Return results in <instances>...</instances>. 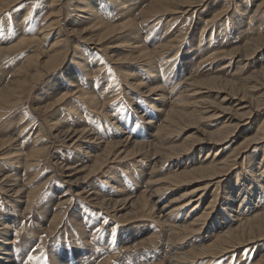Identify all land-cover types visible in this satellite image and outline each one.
Masks as SVG:
<instances>
[{"label": "rangeland", "instance_id": "1", "mask_svg": "<svg viewBox=\"0 0 264 264\" xmlns=\"http://www.w3.org/2000/svg\"><path fill=\"white\" fill-rule=\"evenodd\" d=\"M24 1L0 17V264L264 261V0Z\"/></svg>", "mask_w": 264, "mask_h": 264}, {"label": "bare ground", "instance_id": "2", "mask_svg": "<svg viewBox=\"0 0 264 264\" xmlns=\"http://www.w3.org/2000/svg\"><path fill=\"white\" fill-rule=\"evenodd\" d=\"M24 0H0V2H3L2 3V5L0 6V17H1V14L3 13V10L7 7L8 8V6L9 5H13L14 3H17V4H21L22 2H23ZM25 2V1H24ZM28 14H30L29 12H28ZM50 26H48L47 27V29H46V31L47 30H50ZM126 27H116V28H112V29H110L107 33H105L104 35H102L101 36V39L100 40H98L99 42H101L103 39H110V38H113L111 35L112 34H115V35H117L116 33H118V32H122V31H124V29H125ZM126 29H128V28H126ZM120 34V33H119ZM47 36H49V34L48 33H43V35H42V37L40 38L42 41L43 40H45V38H47ZM111 36V37H110ZM26 40H23L22 42H20V43H24ZM264 41V40H263ZM261 42V41H260ZM259 42V43H260ZM58 45V44H57ZM259 46V45H258ZM259 48H257L256 50H258ZM158 53H155V52H152V51H140V50H138V51H136L135 53H133V55L131 56L132 58L131 59H125V60H129V61H134V62H137V63H141V62H143V64L144 63H147V65H152L154 62H155V59L157 58L156 57V55H157ZM146 65V64H145ZM29 71H30V69L29 68H27V66H26V68L23 70H20L18 73L19 74H21V75H23L24 77H25V79H27V77H28V74H29ZM123 75L125 76V77H127V78H132V76H134V73L133 72H130V71H127V70H125L124 71V73H123ZM228 84H226V86H227ZM232 85V84H231ZM17 86V85H16ZM229 86V85H228ZM144 86L143 85H141V84H139V85H137V88H143ZM247 87V86H246ZM162 87L159 85L158 87H156V88H153V89H151L150 90V92H158L160 89H161ZM253 91V90H252ZM242 92V91H241ZM83 96H85L86 94L85 93H83L82 94ZM6 97L4 96V95H1V97H0V101H1V104H2V102L3 101H6V99H5ZM228 99L227 98H224L223 99V102H226ZM58 103V102H57ZM59 103H61V102H59ZM95 104L96 105H98L99 104V102H96V100H95ZM199 104H201V105H205V102H199L198 103V105ZM200 107H202V106H200ZM200 107H197V108H199L200 110H204V109H202V108H200ZM224 109L225 110H227V109H229V108H227V107H224ZM194 114H199V115H201V111H199V110H193L192 111ZM236 112H239L238 110H236ZM203 113V112H202ZM240 116L242 115L241 113L239 114ZM232 119V118H231ZM234 119L236 120V118L234 117ZM177 122H178V118L177 119H175L174 121H173V123L174 124H172V126L173 125H175V124H177ZM264 124V123H263ZM238 126H239V124L237 123L236 125H234V126H232L231 124H229V126H227V128H231L232 130H235V129H237L238 128ZM237 127V128H236ZM258 135H262V133H264V125H262L261 127H259V130H258ZM221 133H223V130H221ZM220 133V134H221ZM263 136V135H262ZM228 138V136H223L222 137V139H219V140H216L214 143L215 144H218V143H222V141H224V140H226ZM6 143L7 142H3L2 144H0V149L4 146V145H6ZM190 150V149H189ZM181 153H183V152H181ZM178 154H180V152H178L176 155H178ZM228 160H226V161H223L222 162V164H211V166L212 167H208V168H206V167H201V171L199 172L200 174H203V177H205L206 176V173H211L212 175H211V177H214L216 174H218L219 173V170H221V168H222V165L224 164V163H226ZM97 170V169H96ZM96 174V173H95ZM178 178V177H177ZM203 179V178H202ZM240 186V185H239ZM20 189V188H19ZM21 190V189H20ZM18 192V191H17ZM33 194H34V192L33 193H31L30 194V196L32 197L33 196ZM29 198V200H30V208L33 206V201L34 200H32L30 197H28ZM244 200H246V198H244ZM104 203V202H103ZM214 203H215V201H211V204H210V206H209V211H206L205 212V214L203 215V217L202 218H200L199 217V219H197V222H194V226L195 225H197V224H199V223H201V224H204L206 221H208L209 219H210V217H211V215L213 214V211H214ZM259 216V215H258ZM257 215L255 216V219L258 217ZM262 217V216H261ZM258 219V218H257ZM239 220V219H238ZM240 225L237 227V229H228L227 231H224V234H222L221 236H219V237H217L216 238V240H215V242H213L212 244H210V246H208V247H206V248H204V249H202V250H200V254H203V255H207V256H210V255H212V254H215V256H218V255H220V254H222L223 252L222 251H219L218 250V248L219 249H223V248H220L221 247V245H223L224 244V242H226V241H228V240H230V239H233V238H236V237H238V234H239V232H242V231H244L246 228L247 229H253V227H254V222L253 221H251V220H248V222H246V223H244V221H240V223H239ZM262 223H260V225H261ZM3 224H1L0 226H2ZM8 225V224H7ZM193 226V227H194ZM262 226H264V225H262ZM4 227V226H3ZM3 227H1V229H2V231H1V229H0V233L1 234H3V235H5L6 233H9V230H7L9 227H6L5 229H3ZM171 227H174V226H172L171 225ZM256 227V226H255ZM195 228V227H194ZM256 229V228H255ZM258 229V228H257ZM256 229V230H257ZM188 230H192L193 231V229H188ZM174 231H176L175 229H174ZM255 231V230H254ZM257 231H259V232H261V231H263V230H261V228L259 229V230H257ZM250 234V233H249ZM216 237V236H215ZM257 238H256V236H253V237H250V239L248 240V241H246L245 240V243H248V244H250V243H254V241L256 240ZM262 239H264V232L262 233V234H259V236H258V239L257 240H262ZM153 240H154V238H153ZM238 240V239H237ZM151 241V240H150ZM242 241V240H241ZM14 242V241H13ZM231 242V241H230ZM243 242V241H242ZM245 243H243L244 245H245ZM6 244H12V242L9 240V241H7L6 243L4 242V240H2V239H0V255H5V254H7V252H8V249L7 248H3V246H1V245H6ZM238 244V243H237ZM232 245H234V244H232ZM238 246V245H237ZM236 246V247H237ZM226 247V246H225ZM238 248V247H237ZM227 248H225V250H226ZM215 250V252L214 253H212V254H209V252L210 251H214ZM225 250H224V252H225ZM228 252V251H227ZM198 253V252H197ZM197 253L195 254V255H197ZM185 255V254H184ZM1 257V256H0ZM201 257V256H200ZM206 257V256H205ZM176 258V257H175ZM178 258V261H180V263L181 262H183V261H188V259H189V257L186 255V256H183V257H181V258H179V257H177ZM0 259H2V258H0ZM172 264V263H171ZM260 264H264V261H262Z\"/></svg>", "mask_w": 264, "mask_h": 264}]
</instances>
